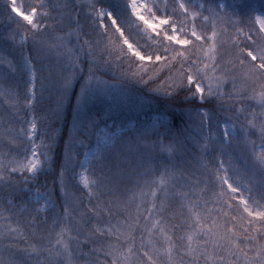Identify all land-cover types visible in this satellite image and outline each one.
Listing matches in <instances>:
<instances>
[{
    "label": "snow or ice",
    "instance_id": "obj_1",
    "mask_svg": "<svg viewBox=\"0 0 264 264\" xmlns=\"http://www.w3.org/2000/svg\"><path fill=\"white\" fill-rule=\"evenodd\" d=\"M102 4L4 0L0 264H264V6Z\"/></svg>",
    "mask_w": 264,
    "mask_h": 264
},
{
    "label": "trees",
    "instance_id": "obj_2",
    "mask_svg": "<svg viewBox=\"0 0 264 264\" xmlns=\"http://www.w3.org/2000/svg\"><path fill=\"white\" fill-rule=\"evenodd\" d=\"M109 2L110 0H103V4L98 6L106 7ZM169 2L171 3V0H169ZM236 3L241 5V10H244L248 6H255L257 9H259L261 6H264V0H236ZM6 23H7V18H6V13L4 12V3L2 2V0H0V32H4L6 30ZM197 23L199 24L200 22L197 21ZM128 34H129V30L126 28V35ZM131 37L132 39L130 40V42L132 43H135L136 40H139V43L141 45H144L146 42V38L142 39L139 36H137L135 28L131 29ZM144 50H149V49H144ZM146 63L149 66H151L150 62H146ZM149 75H151V73H149ZM166 75L167 73H164V75L160 77V80H163L164 76ZM104 78L109 80L110 84H112L111 76H105ZM160 80L155 81V83L150 84L148 87L149 88L155 87L157 84L160 83ZM115 87L123 88L125 91L129 92L132 95L133 100L143 101L142 105L133 104L128 107H125L121 111L118 119H120L121 116H124V118L122 119L126 121L143 120L142 117H147L148 115L159 114L162 112H169V113L173 112V109L169 107L168 102H166L162 96L160 97L155 96L154 94L148 91V88H144L143 86L133 88L119 81L115 82ZM100 107L101 106L97 104L96 108L99 109ZM209 107H211V105H209ZM70 113H71V109H69V119L71 118ZM123 132H127V131H123ZM64 138L65 139L67 138V129H65Z\"/></svg>",
    "mask_w": 264,
    "mask_h": 264
},
{
    "label": "rangeland",
    "instance_id": "obj_3",
    "mask_svg": "<svg viewBox=\"0 0 264 264\" xmlns=\"http://www.w3.org/2000/svg\"><path fill=\"white\" fill-rule=\"evenodd\" d=\"M2 2L4 3V0H2ZM18 3H23V4H27L28 2H30V0H17ZM110 86H112V84H110ZM120 88H117L114 86L113 90L114 92H117L119 91ZM127 92V91H126ZM127 94L129 96L132 97V95L127 92ZM157 114H152V115H148L147 117H142L143 120H123L122 118H124V116H121L120 119H118L117 123L119 125V127L115 128V129H112V131L116 132L117 134H120L121 132L123 131H130L131 129L133 128H136L138 126H140L141 124H144L146 122H150L152 121V119L156 116ZM111 121H109V125H111ZM212 155H215V153H213ZM212 156H209L208 159H211Z\"/></svg>",
    "mask_w": 264,
    "mask_h": 264
}]
</instances>
